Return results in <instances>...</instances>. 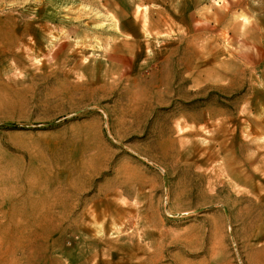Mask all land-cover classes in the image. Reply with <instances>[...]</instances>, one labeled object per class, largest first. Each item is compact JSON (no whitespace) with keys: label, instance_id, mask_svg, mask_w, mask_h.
<instances>
[{"label":"rangeland","instance_id":"1","mask_svg":"<svg viewBox=\"0 0 264 264\" xmlns=\"http://www.w3.org/2000/svg\"><path fill=\"white\" fill-rule=\"evenodd\" d=\"M0 264H264V0H0Z\"/></svg>","mask_w":264,"mask_h":264}]
</instances>
